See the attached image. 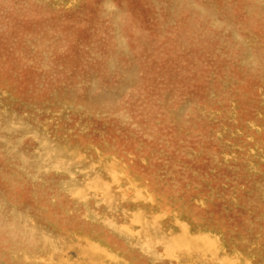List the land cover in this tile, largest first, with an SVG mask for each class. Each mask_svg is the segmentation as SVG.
Here are the masks:
<instances>
[{"label":"rangeland","instance_id":"374dc122","mask_svg":"<svg viewBox=\"0 0 264 264\" xmlns=\"http://www.w3.org/2000/svg\"><path fill=\"white\" fill-rule=\"evenodd\" d=\"M0 264H264V0H0Z\"/></svg>","mask_w":264,"mask_h":264}]
</instances>
